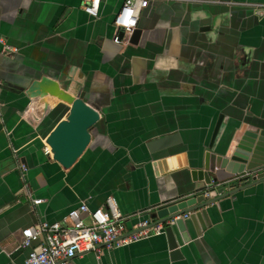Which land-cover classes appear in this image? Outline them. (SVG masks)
Listing matches in <instances>:
<instances>
[{
  "label": "crops",
  "instance_id": "1",
  "mask_svg": "<svg viewBox=\"0 0 264 264\" xmlns=\"http://www.w3.org/2000/svg\"><path fill=\"white\" fill-rule=\"evenodd\" d=\"M123 2L101 0L93 18L83 0H0V39L15 50L0 49V264L23 263L28 250L17 248L24 229L59 222L82 202L94 210L113 197L130 229L166 201L216 188L226 180L193 182L189 165L200 162L219 116L218 138L230 124L264 126V0H149L137 44L117 45L112 17ZM43 75L73 95L83 91L101 114L69 169L52 159L44 140L54 121L40 122L42 103L20 90ZM174 134L171 147L148 150ZM178 154L185 166L155 175L152 156ZM185 222L191 240L177 260L157 235L100 246L74 263L264 264L262 185L195 210Z\"/></svg>",
  "mask_w": 264,
  "mask_h": 264
},
{
  "label": "water",
  "instance_id": "2",
  "mask_svg": "<svg viewBox=\"0 0 264 264\" xmlns=\"http://www.w3.org/2000/svg\"><path fill=\"white\" fill-rule=\"evenodd\" d=\"M139 36L140 30L135 29L130 37V44L136 45ZM120 37H123L122 33ZM2 47L0 44L1 51ZM20 90L30 102L42 103L43 114L40 122L54 121L52 130L44 140L50 148L52 159L62 168L69 169L90 145L92 130L101 122L99 110L85 102L83 91L73 95L65 83L62 84L58 79L47 75L35 79ZM52 98L59 102L55 107L49 105L48 99ZM222 120L223 116L220 115L200 162L195 163L196 166L189 165L191 179L193 182L203 181L204 184L211 185L217 178L227 182L236 176L244 175L243 181L212 189L209 199L203 197V187L196 188L194 196H179L166 201L155 213L144 219L167 222L175 216L191 213L247 188L262 185L264 189V126L258 122L246 121L230 124L218 138ZM176 140L177 134L161 137L149 143L147 148L151 153L164 151L174 145ZM151 159L156 176L187 164L183 154L152 156ZM221 174L224 175L220 176ZM161 235L167 239L171 260L181 258L182 245L191 240L185 219L171 222Z\"/></svg>",
  "mask_w": 264,
  "mask_h": 264
},
{
  "label": "built area",
  "instance_id": "3",
  "mask_svg": "<svg viewBox=\"0 0 264 264\" xmlns=\"http://www.w3.org/2000/svg\"><path fill=\"white\" fill-rule=\"evenodd\" d=\"M149 0H124L122 6L114 13L113 26L115 29L113 42L121 45L125 40H130L137 28L139 15L146 8ZM84 11L89 16L96 18L99 15L101 0H83ZM120 33L123 37H120ZM2 53L12 54L14 49L5 45L0 39ZM45 153H49L46 146ZM21 173L26 167L21 165ZM244 175L220 184H214L220 188L230 182L241 183ZM215 188L205 187L202 195L210 198V191ZM26 196L30 197L25 190ZM41 199H34L32 203L38 205ZM190 213L175 216L173 220L159 222L151 218L141 219L133 223L128 229V218L119 211L113 197H108L102 208L90 210L86 202L70 210L59 222L52 224L42 222L34 227L24 229L22 239L17 249L28 250V255L22 264H75L74 258L87 252H97L100 246L106 249H115L128 246L164 233V229L177 219H187ZM41 239L37 248H32V243Z\"/></svg>",
  "mask_w": 264,
  "mask_h": 264
},
{
  "label": "flooded vegetation",
  "instance_id": "4",
  "mask_svg": "<svg viewBox=\"0 0 264 264\" xmlns=\"http://www.w3.org/2000/svg\"><path fill=\"white\" fill-rule=\"evenodd\" d=\"M79 94V93H78ZM86 102V101H85Z\"/></svg>",
  "mask_w": 264,
  "mask_h": 264
}]
</instances>
